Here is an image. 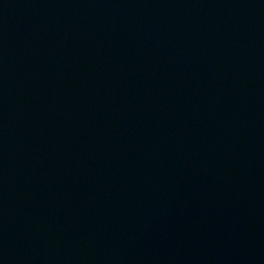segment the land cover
<instances>
[{"label": "water", "instance_id": "95a60500", "mask_svg": "<svg viewBox=\"0 0 264 264\" xmlns=\"http://www.w3.org/2000/svg\"><path fill=\"white\" fill-rule=\"evenodd\" d=\"M0 264H264V0H0Z\"/></svg>", "mask_w": 264, "mask_h": 264}]
</instances>
